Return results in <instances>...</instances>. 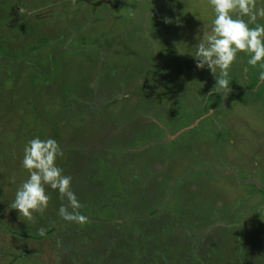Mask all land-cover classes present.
I'll return each mask as SVG.
<instances>
[{
    "label": "rangeland",
    "instance_id": "obj_1",
    "mask_svg": "<svg viewBox=\"0 0 264 264\" xmlns=\"http://www.w3.org/2000/svg\"><path fill=\"white\" fill-rule=\"evenodd\" d=\"M213 18L209 0H0V264H264V68L239 53L218 91L189 55ZM37 136L84 222L48 186L43 213L10 208Z\"/></svg>",
    "mask_w": 264,
    "mask_h": 264
},
{
    "label": "clouds",
    "instance_id": "obj_2",
    "mask_svg": "<svg viewBox=\"0 0 264 264\" xmlns=\"http://www.w3.org/2000/svg\"><path fill=\"white\" fill-rule=\"evenodd\" d=\"M209 3L214 11L211 29L196 37L198 42L190 48L189 55L194 59L197 70L207 69L213 75L218 91L230 92L229 69L239 53L248 55V65L264 68V24L255 23L258 18H264V6L258 7L255 0H209ZM253 23L255 27H250ZM259 79L264 81V72L259 73ZM62 156V148L53 138L41 139L37 136L27 142L21 163L29 170V175L10 204L19 216L32 219L34 213H43L50 199L45 188L48 186L69 200L73 211L63 206L59 209L64 219L78 222L87 219L75 212L79 205L71 190V177L64 175L57 164ZM40 234H44L43 229Z\"/></svg>",
    "mask_w": 264,
    "mask_h": 264
},
{
    "label": "flooded vegetation",
    "instance_id": "obj_3",
    "mask_svg": "<svg viewBox=\"0 0 264 264\" xmlns=\"http://www.w3.org/2000/svg\"><path fill=\"white\" fill-rule=\"evenodd\" d=\"M59 252L61 253V249L59 250Z\"/></svg>",
    "mask_w": 264,
    "mask_h": 264
}]
</instances>
